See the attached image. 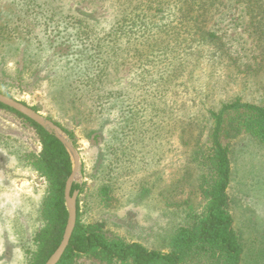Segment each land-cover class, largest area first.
Returning <instances> with one entry per match:
<instances>
[{
  "label": "rangeland",
  "instance_id": "1",
  "mask_svg": "<svg viewBox=\"0 0 264 264\" xmlns=\"http://www.w3.org/2000/svg\"><path fill=\"white\" fill-rule=\"evenodd\" d=\"M140 1L0 0V25L10 21L21 33L10 32L7 39H0V87L37 107L73 143L80 167L75 183L83 188L78 196L82 222L98 225L110 236L164 248V236L175 219V204L180 202L183 207L188 196L196 202L201 197L192 194L199 172L189 161L194 139L181 144L175 133L182 128L178 123L174 127L170 123L171 139L164 133L153 138L151 119L136 120L135 113L138 109L146 112L150 101L151 86L144 76L159 75L161 70L151 68L146 59L138 60L129 45L122 43L121 59L108 77V85L98 92L105 94L107 87L121 90L120 103L108 98L109 103L103 101L106 106L101 107L91 100L86 88L87 94L75 85L74 76L83 74L86 64L65 55L73 40L78 53L81 49L87 55L104 50L106 33L126 8ZM239 14V8L225 9V20L219 24L229 35L244 33V26L235 28L233 21ZM76 20L82 21L87 35H76ZM253 53L241 60H255ZM17 58L29 64L21 84L14 81ZM222 66L201 58L191 67L192 79L187 75L186 85L177 87L184 110L177 113H187L181 126L190 121L189 114L204 112L230 95L241 94L251 101L264 98V67L248 76L247 71L234 72L235 67ZM148 108V116L153 115L151 105ZM163 122L166 125L167 121ZM191 126L186 125L188 129ZM62 127L72 130L74 139ZM190 132L196 137L197 128ZM39 148L34 132L21 118L0 110V264H25L26 248L34 245V232L44 224L40 207L48 182L22 160L23 151ZM231 150L229 206L245 244L244 264H264V146L249 135H240L231 143ZM67 264L103 263L85 256Z\"/></svg>",
  "mask_w": 264,
  "mask_h": 264
},
{
  "label": "trees",
  "instance_id": "2",
  "mask_svg": "<svg viewBox=\"0 0 264 264\" xmlns=\"http://www.w3.org/2000/svg\"><path fill=\"white\" fill-rule=\"evenodd\" d=\"M226 8H239L240 14L233 21L235 28L244 26V33L229 35L222 29L219 23L225 20ZM9 22L4 21L0 25V39H7L10 32L21 34ZM75 22L76 35H87L82 21ZM29 29L36 35L34 27ZM106 36L105 49L100 48L99 52L92 50L90 56L84 54L83 49H78V53L75 40L68 45L72 49L65 55L86 64L85 72L74 76L75 85L85 92L86 88L91 100L97 101L101 107L106 106L103 101L109 103L108 98L116 103L121 90L107 87L109 91L105 94L99 95L98 92L108 85V77L121 59L120 53L125 47L121 46L122 43L129 45V51L138 60L146 59L151 68L161 70L159 75L147 73L148 76H144L151 86L150 101L146 112V109H138L135 113L136 120L151 119L153 138H160L164 133L167 140L171 139L170 123L172 127L178 123L182 128L175 133L181 144H190L194 139L189 161L198 167L199 172L196 190L192 194L200 195L201 199L196 202L188 196L182 202L183 207L177 202L175 219L164 236L165 247L150 248L142 241L110 236L100 226L82 222L78 197L76 227L57 264H67L85 256H93L103 264H244L245 244L229 206L233 180L231 143L240 135H249L264 146V98L251 101L241 94L230 95L204 112L194 116L189 114L190 121L184 122L192 125L188 129L186 125L181 126L187 113H177L184 111L177 87L192 79L194 69L191 67L196 66L201 58L221 64L222 68L231 65L235 67L234 72L247 71L248 76L253 74V70L256 75V71L264 67V0H141L125 9V14L116 20ZM248 52H254L252 58L255 60H241L244 55L249 58ZM26 62L22 58L15 60L18 70L13 72L16 74L14 81L20 84L23 82V70L29 67ZM187 75L190 77L186 80ZM0 92L13 97L4 88L0 87ZM262 95L263 92L259 96ZM150 105L153 115L148 116ZM33 108L38 110L35 106ZM155 109L158 112L154 114ZM0 110L21 118L40 143L39 149L22 152L24 163L40 172L48 182L40 207L44 224L34 232V245L26 248L28 259L25 264H45L59 246L67 224L65 186L73 169V159L68 148L53 132L2 102ZM154 116L160 120H155ZM163 121H167L166 125ZM193 126L197 128L196 137L190 132ZM63 129L74 139L72 130ZM158 144L162 145V142ZM77 189L80 193L83 191L81 185L73 183L72 191Z\"/></svg>",
  "mask_w": 264,
  "mask_h": 264
},
{
  "label": "water",
  "instance_id": "3",
  "mask_svg": "<svg viewBox=\"0 0 264 264\" xmlns=\"http://www.w3.org/2000/svg\"><path fill=\"white\" fill-rule=\"evenodd\" d=\"M0 102L4 103L9 107L14 108L15 110L21 112L22 114L26 115L27 117L40 124L42 127L53 132L65 144L72 156L73 169L67 179L65 186V204L68 210L67 224L59 246L45 262V264H57L61 260L63 254L65 253L70 243V239L73 235L77 223V202L80 191L78 189L72 191L73 183L76 182L77 174L80 171L77 151L69 137L65 133H63L53 121L46 118L39 111L35 110L32 106L2 92H0Z\"/></svg>",
  "mask_w": 264,
  "mask_h": 264
}]
</instances>
